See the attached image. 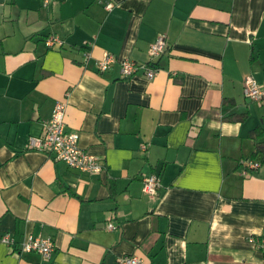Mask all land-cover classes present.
Returning a JSON list of instances; mask_svg holds the SVG:
<instances>
[{"label":"crops","instance_id":"1","mask_svg":"<svg viewBox=\"0 0 264 264\" xmlns=\"http://www.w3.org/2000/svg\"><path fill=\"white\" fill-rule=\"evenodd\" d=\"M44 1L0 0V237H50L55 251L0 241V264H264V136L249 134L264 101L243 94L249 76L264 87V0ZM104 52L156 73L100 72ZM58 100L102 172L28 147ZM244 159L260 165L242 175ZM151 174L156 196L142 190Z\"/></svg>","mask_w":264,"mask_h":264},{"label":"built area","instance_id":"2","mask_svg":"<svg viewBox=\"0 0 264 264\" xmlns=\"http://www.w3.org/2000/svg\"><path fill=\"white\" fill-rule=\"evenodd\" d=\"M45 0L44 3H47ZM111 3L106 4V8L110 9ZM47 46L53 44L61 45L62 41L56 37H48L45 40ZM167 40L165 34H159L148 48L150 59L158 57L166 48ZM84 65L87 64L90 54L84 51ZM115 63L119 65V74L123 78L131 77L137 72L144 73L147 79L154 77L156 70L150 62L136 63L130 59H117L110 52H104L97 60V67L100 72L107 71ZM244 96L254 101H264V87H260L253 77H247L243 86ZM66 109V101L58 100L54 103L50 117L44 121V133L40 136L28 137L27 145L30 149L51 155L55 160L62 161L68 167L86 172L89 174H98L104 170V165L94 155L83 150L79 145V133L76 131H66L64 128V114ZM142 148H145L142 145ZM241 174L246 175L248 169L257 168L259 161L253 159H244L240 161ZM161 188L160 177L157 174H151L142 178V190L150 196H156ZM114 224L108 222L106 228L114 229ZM0 241L10 246H15L20 252H36L45 259L51 258L55 251V245L50 237L26 234L21 240L16 241L14 237L8 233H4L0 237ZM264 248V241L261 242ZM141 258L133 255H123L118 259L117 264H140Z\"/></svg>","mask_w":264,"mask_h":264},{"label":"trees","instance_id":"3","mask_svg":"<svg viewBox=\"0 0 264 264\" xmlns=\"http://www.w3.org/2000/svg\"><path fill=\"white\" fill-rule=\"evenodd\" d=\"M249 134L253 139L258 140V138L264 136V126L255 127ZM258 152L264 153V141L256 142V148L252 153V157Z\"/></svg>","mask_w":264,"mask_h":264}]
</instances>
